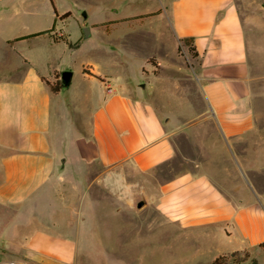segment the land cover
Returning a JSON list of instances; mask_svg holds the SVG:
<instances>
[{
	"label": "crops",
	"instance_id": "0c3cea01",
	"mask_svg": "<svg viewBox=\"0 0 264 264\" xmlns=\"http://www.w3.org/2000/svg\"><path fill=\"white\" fill-rule=\"evenodd\" d=\"M59 1L0 0V263L77 264L82 245H98L96 222L113 216L114 197L122 218L198 229L207 263L261 250L264 77L238 1L159 0L147 11L166 18L157 37L159 53L172 41L168 55H147L137 77L87 63L80 84L73 73L53 92L47 81L66 67L38 50L80 42L62 27L19 37L65 15Z\"/></svg>",
	"mask_w": 264,
	"mask_h": 264
},
{
	"label": "rangeland",
	"instance_id": "374dc122",
	"mask_svg": "<svg viewBox=\"0 0 264 264\" xmlns=\"http://www.w3.org/2000/svg\"><path fill=\"white\" fill-rule=\"evenodd\" d=\"M237 1L251 33L250 37L252 32H256L255 71L264 77V27L256 26L252 20L255 17L259 18L258 22L264 23V9L261 7L264 6V0ZM158 5L159 0H60L58 8L60 11L65 9L66 14L60 18L44 15L41 24L33 29L40 30L39 32H43L41 34H54L61 27L66 28L70 40L80 42V46L69 49L66 44H61L52 50L39 49L37 54L41 53L40 58L62 56L63 65L66 67L64 70L74 73L72 86L80 84L79 75L82 66L87 63L98 65L104 73H116L122 68L130 77H137L138 68L147 55H168L173 48L172 41H167L159 53L157 34L159 30L167 31L166 18L158 16L156 11L152 14L154 10L147 11ZM52 10L49 9V13ZM83 11L88 14L86 27L90 28L92 25V33L90 31L91 35L86 38ZM142 11L143 14L127 17L124 20L128 21L118 25L110 22L118 16ZM57 34L62 38L67 35L64 32ZM182 46L184 44L178 47L180 56L184 55ZM259 80L257 85L264 83V79ZM141 197H137L138 201ZM112 202L113 216L96 222L99 227L96 236L98 245H93L91 240L82 245L77 264H211L207 263L210 252L206 250L198 229L183 230L165 221L160 224H148L141 220L139 222L135 215L130 219L122 218L120 211L128 212L126 205L115 197ZM136 204L137 202L133 207L135 212L139 210ZM234 258L236 261H244H230L228 264H264V250L244 251Z\"/></svg>",
	"mask_w": 264,
	"mask_h": 264
},
{
	"label": "trees",
	"instance_id": "16d2710c",
	"mask_svg": "<svg viewBox=\"0 0 264 264\" xmlns=\"http://www.w3.org/2000/svg\"><path fill=\"white\" fill-rule=\"evenodd\" d=\"M41 33H43V32H36V33L28 34L26 36H22L19 38L32 37V36H35V35H38ZM19 38H17V39H19ZM184 41L188 44V49H189L190 54H192L193 56L196 55L195 48L192 45V43H190L192 41V39L191 38H185ZM47 83L49 84V86L53 92H59L63 87L62 80L59 77H57L53 82L47 81ZM260 247L264 250V242H262L260 244ZM238 254H239L238 252H233L231 254L219 255L213 260L212 264H228L230 261H232V263H235V262L241 263L244 260L236 261L234 258L235 255H238Z\"/></svg>",
	"mask_w": 264,
	"mask_h": 264
},
{
	"label": "water",
	"instance_id": "95a60500",
	"mask_svg": "<svg viewBox=\"0 0 264 264\" xmlns=\"http://www.w3.org/2000/svg\"><path fill=\"white\" fill-rule=\"evenodd\" d=\"M83 16L86 19L87 13L86 11L83 12ZM89 28L85 26L84 28V35L85 37L89 36ZM73 72L71 70H63L61 73V80L63 85L68 86L71 83ZM144 204V200H140L137 206L141 207Z\"/></svg>",
	"mask_w": 264,
	"mask_h": 264
},
{
	"label": "built area",
	"instance_id": "2783aa9c",
	"mask_svg": "<svg viewBox=\"0 0 264 264\" xmlns=\"http://www.w3.org/2000/svg\"><path fill=\"white\" fill-rule=\"evenodd\" d=\"M0 264H25L22 260H9V261H3Z\"/></svg>",
	"mask_w": 264,
	"mask_h": 264
}]
</instances>
